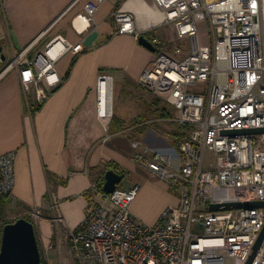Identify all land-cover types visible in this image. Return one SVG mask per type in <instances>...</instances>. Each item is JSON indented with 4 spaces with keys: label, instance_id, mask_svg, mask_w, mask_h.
<instances>
[{
    "label": "built area",
    "instance_id": "obj_1",
    "mask_svg": "<svg viewBox=\"0 0 264 264\" xmlns=\"http://www.w3.org/2000/svg\"><path fill=\"white\" fill-rule=\"evenodd\" d=\"M102 0L86 4L91 17ZM164 22L178 38H187L188 54L176 59L157 47L140 83L153 91L169 92L168 102L179 111L171 119L185 136L177 147L145 146L132 141L134 158L155 175L179 185L178 203L168 205L154 225L135 220L130 205L140 187L131 185L103 193L92 202L75 229L61 228L57 199L51 196L50 218L60 228L72 264H245L264 225V208L238 206L264 200V132L229 133L264 128V0H155ZM118 32L135 31L134 17L123 9L112 13ZM58 44L61 47L54 50ZM28 45L0 66V79L18 70L25 94L43 101L60 82L56 62L72 47L61 36L42 52L28 57ZM177 53L181 48L176 47ZM207 84V93L192 90ZM113 77L100 74L96 84V113L102 121L113 115ZM214 159L205 166V153ZM15 152L0 154V193L14 186ZM213 204H229L212 209ZM23 213L34 219L36 209ZM0 226V240H1ZM250 264H264V240Z\"/></svg>",
    "mask_w": 264,
    "mask_h": 264
},
{
    "label": "crops",
    "instance_id": "obj_2",
    "mask_svg": "<svg viewBox=\"0 0 264 264\" xmlns=\"http://www.w3.org/2000/svg\"><path fill=\"white\" fill-rule=\"evenodd\" d=\"M89 1L0 0V45H7L11 56H6L7 60L30 44L33 46L27 56L31 58L42 52L55 36H61L76 48L56 62L60 82L45 87L47 96L37 109L39 102L34 92L22 91L16 68L0 79V154L15 152V181L6 208L39 211L41 217L36 230L42 247L48 246L53 233L52 195L58 202L61 228L75 229L84 221L92 202H103L104 192L99 183L104 181V172L112 169L110 163L117 166L115 171L123 174L138 168L151 172L134 158L132 141L140 143L141 151L145 146H161V140L177 147L184 137L179 135L181 138L175 142L179 127L176 122L172 131L161 130L165 135L152 126L153 122L171 120L170 115L161 113H169L166 107L157 105L155 109L161 118L136 123L133 127L139 133L135 138L127 135V114L124 109L114 110L113 99L111 119H99L96 113L98 76L111 75L112 87L115 83L117 87L137 83L144 86L140 77L157 51L152 39L160 40L168 23L164 22L163 9L155 0H102L88 17ZM117 9L133 15L134 32H118L112 16ZM170 29L174 40L185 39L178 38L172 25ZM140 36L150 41L155 50L142 45ZM163 108L164 111L159 110ZM149 122L152 125L144 130V124ZM149 183L143 184L141 193L138 191L130 212L136 221L154 225L165 207L178 203V195L171 193L167 185ZM150 191L158 197L155 204L147 201Z\"/></svg>",
    "mask_w": 264,
    "mask_h": 264
},
{
    "label": "rangeland",
    "instance_id": "obj_3",
    "mask_svg": "<svg viewBox=\"0 0 264 264\" xmlns=\"http://www.w3.org/2000/svg\"><path fill=\"white\" fill-rule=\"evenodd\" d=\"M171 24H165L163 27V31L160 34V40L162 48H164L165 51L170 52L172 56L176 59L183 58L189 49V42L188 39H182V40H174L173 39V32L170 29ZM176 47L181 48V53H177ZM3 51L5 52V55L7 57H11L9 51H7V45H3ZM4 61L7 63L9 60ZM3 63V64H5ZM192 90L199 91L202 93H207L208 87L207 84H197L193 87H191ZM30 94V93H29ZM169 92L167 91H153L151 88H148L146 86H141L138 83L135 85H126L124 87H117V83H115V86L113 87V102H114V110L116 108L118 109H124L126 112V127L128 136L135 138L137 136L138 129L134 128L136 123H144L146 121H152L153 118H161L157 114V110L155 109V105L160 107H166V109L169 112V115L171 119H176L179 116V111L175 109L169 102ZM154 100L157 101V103H154ZM116 111V110H115ZM115 115V113H114ZM159 122V121H157ZM157 122H152L144 124V130L147 129L150 125H152L155 128H159V132L161 134H164L165 131H172L171 128H173L176 124L172 120H160V123L157 124ZM165 124H161V123ZM162 125V126H161ZM174 125V126H173ZM166 129L165 131H161L162 129ZM169 129V130H168ZM167 134V133H166ZM132 139V138H131ZM214 155L210 150H207L205 153V166H210V163L213 162ZM145 182H150L149 184L153 186L154 185H167L168 189L173 193L174 195H179L178 189H175L173 186L171 187L169 182L162 179L159 176H155V174H152L151 172H148L146 170L137 169L135 172L133 171H125L124 177L122 178L121 182L117 185L118 187L125 188L131 184H138L141 187V190L139 192L141 193L142 188L144 187ZM152 183V184H151ZM147 184V185H149ZM150 196L148 197V202L155 204V202L158 201V197L154 196V191H150ZM156 198V199H155ZM26 209H18V208H12L11 206L5 207L4 213L0 219V226H3V222L14 220L20 217L26 218L29 221H31L36 230V225L39 223V219H34L29 214L23 213ZM52 236L50 238V242L48 246L42 247L40 244V241L38 239V233L36 230V237L38 240L40 255H41V264H72L71 256L68 251L70 248V245L66 244L62 240L61 237V231L60 228L57 226H52ZM226 264H235L234 259L227 258Z\"/></svg>",
    "mask_w": 264,
    "mask_h": 264
},
{
    "label": "water",
    "instance_id": "obj_4",
    "mask_svg": "<svg viewBox=\"0 0 264 264\" xmlns=\"http://www.w3.org/2000/svg\"><path fill=\"white\" fill-rule=\"evenodd\" d=\"M139 42L151 51L155 50L154 45L145 37L140 36ZM6 60V55L0 45V66ZM264 128H255L240 131H229V133H262ZM124 177L114 169H107L104 172L102 190L104 193H111ZM229 204H213L212 209L228 207ZM238 206H256L264 208V200L239 204ZM264 240V225L252 252L245 264H250L256 251ZM0 264H41V255L36 237L34 224L26 218L20 217L13 222H7L1 229L0 240Z\"/></svg>",
    "mask_w": 264,
    "mask_h": 264
},
{
    "label": "trees",
    "instance_id": "obj_5",
    "mask_svg": "<svg viewBox=\"0 0 264 264\" xmlns=\"http://www.w3.org/2000/svg\"><path fill=\"white\" fill-rule=\"evenodd\" d=\"M42 102L43 101H41V102H39L38 104H36V109L39 107V106H41V104H42ZM160 111L162 110V111H164V108L163 109H159ZM162 114H165V115H169V113H166V112H161ZM160 113V114H161ZM113 120L115 121V119H112L111 121L113 122ZM181 130V131H180ZM180 131V132H179ZM182 134V136H185L186 134H185V132L183 131V128L182 127H178L177 128V132L175 133V135H176V139H175V142H177L178 141V139H180L181 137L179 136V135H181ZM109 167L110 168H112V169H116L117 168V166L116 165H114L113 163H110L109 164ZM102 183H103V179L100 181V183H99V187L101 188V186H102ZM8 199H9V196L8 195H4V194H1L0 193V219H1V217H2V215H3V213H4V210H5V207H6V204L8 203ZM14 220H16V219H14ZM14 220H10V221H6V222H3L2 224H5V223H7V222H13Z\"/></svg>",
    "mask_w": 264,
    "mask_h": 264
},
{
    "label": "bare ground",
    "instance_id": "obj_6",
    "mask_svg": "<svg viewBox=\"0 0 264 264\" xmlns=\"http://www.w3.org/2000/svg\"><path fill=\"white\" fill-rule=\"evenodd\" d=\"M59 47H61V44H58L54 50L58 49Z\"/></svg>",
    "mask_w": 264,
    "mask_h": 264
}]
</instances>
